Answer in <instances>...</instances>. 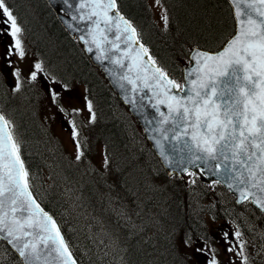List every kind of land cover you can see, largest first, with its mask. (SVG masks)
<instances>
[{
    "label": "trees",
    "instance_id": "trees-1",
    "mask_svg": "<svg viewBox=\"0 0 264 264\" xmlns=\"http://www.w3.org/2000/svg\"><path fill=\"white\" fill-rule=\"evenodd\" d=\"M6 2L28 34L49 76L67 86L83 84L87 99L92 101L96 114L93 130H96H91L88 144L99 141L103 145L106 169L91 167L84 155L79 161L71 159L55 143L51 144L54 153L49 157L52 166L59 171L61 186H67L72 192L70 195L78 211L93 219L95 228L108 239L111 246L108 260L114 264H188L181 247L178 248L179 241L209 238L207 226L197 215L203 208L197 209V204L192 207L193 184L186 185L180 177L167 174L127 106L99 68L91 63L81 44L68 34L46 0ZM118 3L138 28L155 60L178 83H182V68L189 62L193 46L216 50L235 30V19L227 0H166V28L150 17L147 0H118ZM5 92L0 89V109L15 122L20 151L33 183L35 177L42 179L41 171L46 163L31 139L47 135L36 112L26 109V113L19 107L16 98H22L25 90L14 95ZM23 102L27 104L26 100ZM27 147L32 149L30 154L26 152ZM83 152L86 154L85 149ZM198 184L206 193L212 188L199 180ZM213 187L224 188L221 184ZM57 190L61 189L52 184L49 197L42 203L59 220L64 205L53 198ZM64 234L71 244L72 236L66 231ZM1 251L6 254L4 259L0 258V264H22L0 240ZM74 254L80 264H88L76 249Z\"/></svg>",
    "mask_w": 264,
    "mask_h": 264
},
{
    "label": "snow or ice",
    "instance_id": "snow-or-ice-1",
    "mask_svg": "<svg viewBox=\"0 0 264 264\" xmlns=\"http://www.w3.org/2000/svg\"><path fill=\"white\" fill-rule=\"evenodd\" d=\"M231 2L237 20L236 30L220 50L210 52L197 48L190 53L189 63L193 66L187 69L183 84L169 78L157 65L141 42L137 28L120 14L117 0H85L79 7L90 8L81 19L93 21L89 35L91 44L101 53L97 59L110 60L126 69L119 79L132 85L133 93L144 89L152 91L155 99L152 107L160 116L157 121L160 127L152 131H158L165 140L169 139L170 132L171 139L181 141L190 153L188 163L199 161L207 165L219 177L215 183H227L229 189H236L238 203L250 201L264 211V0ZM0 14L5 17L8 34L13 38L5 56L7 66L12 67L9 57L17 55L23 60L26 56L23 29L6 0H0ZM162 19L167 23V15ZM110 33L114 39H109ZM80 38L84 40L83 36ZM121 44L126 46L121 48ZM87 50L93 51L91 47ZM43 72L42 63L37 62L28 79L36 81L38 73ZM12 75L17 80L15 90L19 91L22 70L17 67ZM52 79L55 81L54 77ZM120 87L125 85L121 83ZM64 88L67 89V85ZM49 92L52 102L59 104L61 93L52 88ZM85 100L89 122H94L96 114L92 101ZM161 105L166 111H161ZM60 111L73 115L82 109L61 106ZM69 123L76 145L75 159L79 161L84 155L80 132L74 119ZM156 143L160 144V140ZM0 235L15 249L22 264H78L60 226L33 196L31 177L21 158L15 125L2 110ZM233 235L240 238L242 233L237 230ZM228 236L229 233H224L225 238ZM239 247L237 255L242 257V264H248L244 243ZM227 251L234 252L235 247ZM209 264H218L215 256Z\"/></svg>",
    "mask_w": 264,
    "mask_h": 264
},
{
    "label": "rangeland",
    "instance_id": "rangeland-1",
    "mask_svg": "<svg viewBox=\"0 0 264 264\" xmlns=\"http://www.w3.org/2000/svg\"><path fill=\"white\" fill-rule=\"evenodd\" d=\"M147 3L150 17L152 16L160 27L166 28L167 23L162 19L164 15L168 16L166 0H159V3L156 0H147ZM29 11L37 18L33 11L30 9ZM4 20L5 17L0 14V89L6 91L5 93L9 91L13 95L18 92L15 90L17 80L12 73L15 68H20L22 70L21 87L29 85L34 90L30 88L27 91L25 89L26 93L22 94V98L17 97L16 100L20 109L26 113L28 112L26 109L32 110L33 113L36 112L40 120L39 124L47 135L43 134L42 139H40V136L39 139H31L37 153L40 151L38 155L47 163V167L41 171L42 179H34L35 182H31L32 188L41 199L48 198L49 187L52 184L55 188H60L61 190H57L58 193L53 198L61 200L64 205L60 210L59 221L68 230L69 235L72 236L71 246L73 250L76 249L81 259L84 261L86 259L88 264H114L108 260L111 255V246L108 239L105 236L103 237L101 231L95 228L96 224L92 221L93 219H88L86 215L78 211V207L73 203L74 199L70 197L72 192L67 186L62 187L58 181L59 171L54 168V173L51 172L52 165L49 156L54 153L51 144L53 146L54 143L58 144L65 154L76 160V145L72 139V129L69 123L73 119L80 132L79 139L82 143V151L83 148L86 150V154L84 153L85 161L91 167L106 169V156L101 143L93 141L91 145L88 144L89 134L93 130V122H89V113L85 106L84 86L82 84H72L65 89L63 84L50 79L45 71L38 73L36 81H30L28 77L32 66L37 62H42L36 54L34 45L29 41L28 34L24 31L22 39L26 56L21 60L17 55H12L8 58L12 62V67H8L5 56L8 46L13 44V38L8 34L9 26L4 23ZM39 74H42V77ZM42 78H45L46 83L42 81ZM50 88L61 93L62 99L59 104L52 102ZM23 90H20V92H23ZM22 100H26L27 104L22 103ZM61 106L65 109L79 108L82 111L79 114L68 115L67 112L62 113L60 111ZM11 120L15 125L14 120ZM95 130L94 128L93 132ZM19 136L16 135L18 143H20ZM26 143H29V141L27 140ZM26 152L30 154L32 152L31 147H27ZM49 152L50 155H48ZM47 171L52 173L53 181L48 179ZM80 173L84 175L83 170ZM98 189L99 187H97ZM71 196L73 197V195ZM190 199L193 201L192 207L197 204V209L203 208L202 212H197V215L207 226L211 241L209 244L201 239L187 243L179 241L178 248L181 247L182 255L186 258L188 264H209L213 256L216 257L218 264H242V257L237 255L240 251L239 245L241 242L244 243V255L248 257V264H264V214L262 212L256 210L251 204L237 206L234 196L225 188L212 187L206 193L198 182L192 185ZM185 205L187 206L186 201ZM194 214L196 215V213ZM237 230L242 233L240 238L233 235ZM224 233H229V236L225 238ZM229 247H235V251H227ZM5 254L4 251H1L0 258L4 259Z\"/></svg>",
    "mask_w": 264,
    "mask_h": 264
},
{
    "label": "water",
    "instance_id": "water-1",
    "mask_svg": "<svg viewBox=\"0 0 264 264\" xmlns=\"http://www.w3.org/2000/svg\"><path fill=\"white\" fill-rule=\"evenodd\" d=\"M46 1L54 9L66 31L73 38L75 37L78 38V40L83 45L84 51L89 56L91 62L95 66H98L100 68L105 78L108 79L111 87L119 94V96L123 99L124 103L129 106L130 112L139 121V126L143 128V133L147 137L152 149L156 152L157 156L159 157L167 173L169 175L176 174L179 177H182L184 179V182H188V178L186 177V173L188 171L197 173L203 182L212 183L216 181L219 177L217 175H214L213 172L209 170V167L207 165H204L199 161H197L196 164H199L200 167H197L196 164L188 163V158L190 156V153H188L187 149L184 147L181 141H176L171 139L170 132L168 133L169 139L165 140L158 131L155 132L152 131L153 128L158 129L160 127V125L157 123V121L160 119L159 113L152 107V105L155 103V99L153 98L152 91L150 89H144L143 91H137L133 93L131 91L132 85L128 84L127 81H121L119 79L120 75H122L126 71V69H121L119 66L112 64L110 60L101 61L97 59V56L100 55L101 53L95 48V45L91 44L90 42L91 36L89 35L90 30L94 27L93 21L88 19H81L82 15H86L90 11V8L81 9L79 7L82 2H85V0H46ZM228 1L231 4L234 14V5L232 4L231 0ZM119 12L126 19H128L124 15V13H122L120 10ZM73 17H75V19H73ZM94 19L95 17H93V20ZM235 23L237 28L236 18H235ZM81 36L84 37V40L80 38ZM109 39L110 40L114 39V35L112 33L109 34ZM85 40L89 41V43H85ZM125 46L126 45L121 44V48H124ZM89 47H91L93 51L89 52L87 50ZM105 47L108 48L110 46L105 45ZM197 48L198 47H195L194 49ZM198 49H202V48H198ZM202 50H206V49H202ZM210 52H215V51H210ZM149 54L152 56L150 52ZM109 55H112V53H109ZM125 63L127 64L128 61L126 60ZM192 66L193 64L184 67V82H185L187 69H190ZM169 78H171L170 75ZM121 83L125 85L124 88L120 87ZM160 109L161 111H166L165 107L162 105L160 106ZM153 137H155V139ZM157 139L160 140V144L156 143ZM162 151L164 153L163 155L161 154ZM201 168H203L204 170L201 171ZM223 184H225L226 187L229 188L227 186V183H223ZM230 190L236 195L237 197L236 201H238L239 193L236 191L235 188H232ZM41 207L44 209L42 205ZM0 238L8 244L7 240L3 237V235H0ZM8 245L12 248L10 244ZM13 251L17 254L15 249H13Z\"/></svg>",
    "mask_w": 264,
    "mask_h": 264
},
{
    "label": "bare ground",
    "instance_id": "bare-ground-1",
    "mask_svg": "<svg viewBox=\"0 0 264 264\" xmlns=\"http://www.w3.org/2000/svg\"><path fill=\"white\" fill-rule=\"evenodd\" d=\"M126 14V13H125ZM132 20V19H131ZM173 22V21H172ZM28 87H24L23 89L25 90H27L28 91V89H34L33 87H29V85H27ZM116 93V92H115ZM117 95H118V97H119V99L123 102V104L124 105H126L125 103H124V101H123V99L119 96V94L118 93H116ZM127 107H129L128 105H126ZM63 113V112H62ZM39 120V119H38ZM39 122H40V120H39ZM15 135H16V132H15ZM42 141V140H41ZM40 152V151H39ZM38 152V153H39ZM34 157V156H33ZM47 158V157H46ZM49 159H50V163H51V158L49 157ZM47 160V159H46ZM45 163H46V161H45ZM51 165H52V163H51ZM47 167V163L45 164V168ZM53 169H54V167L52 166V168H51V172H53ZM51 172H49V171H47V174L46 175H48V179L49 180H51V181H53L52 180V173ZM54 173V172H53ZM36 178V177H35ZM34 178V179H35ZM32 182V181H31ZM35 182V181H34ZM33 182V183H34ZM191 183V182H190ZM62 184V183H61ZM51 187H52V185H51ZM62 187H64V186H62ZM59 189V188H58ZM88 189V188H87ZM32 193H33V196L35 197V199L39 202V203H42V199H41V197L38 195V194H35L33 191H32ZM49 197V196H48ZM70 197L73 199V197L70 195ZM156 200V199H155ZM73 201V200H72ZM73 203H74V201H73ZM75 205V204H74ZM189 212V211H188ZM81 213V212H80ZM84 214V213H83ZM198 219V218H197ZM254 230V229H253ZM164 231V230H163ZM99 234V233H98ZM262 234V233H261ZM154 238V237H153ZM4 241V240H3ZM78 256H79V254H78ZM13 257V256H12Z\"/></svg>",
    "mask_w": 264,
    "mask_h": 264
}]
</instances>
